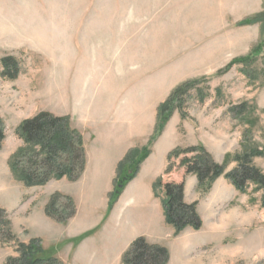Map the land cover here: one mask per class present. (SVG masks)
I'll return each instance as SVG.
<instances>
[{
  "label": "rangeland",
  "instance_id": "obj_1",
  "mask_svg": "<svg viewBox=\"0 0 264 264\" xmlns=\"http://www.w3.org/2000/svg\"><path fill=\"white\" fill-rule=\"evenodd\" d=\"M188 1L0 0V117L5 123L6 134L3 149L0 152V208L7 212L17 242L29 244L31 241L24 243L25 186L17 182L12 175L9 159L23 146V142L16 132L22 121L30 119L40 112L49 111L52 114L56 109L63 106L64 87L57 86L54 88L53 74V70L55 72L60 71L61 75L64 76V73L68 71L67 68L53 69L55 60L53 39L58 34V30L74 29L76 24L77 28L84 29V31L98 28L110 30H117L122 27H125L126 30L152 28L150 33H155V36L114 37V40L124 39V46L115 43L109 48L113 54V59L110 61L111 69H105L98 75L104 80L109 79L105 85L101 84L106 94L109 95L114 93L130 94L133 91L129 82L137 78L141 80L139 93L143 102L145 101L142 110L147 111V115L142 117L143 123L140 134L143 136L148 134L144 129L145 122L146 124L152 123V118L148 112H150L155 101L157 102L168 95L166 102L178 87L188 82L199 81L198 85L181 97L180 109L174 111L166 124L167 126L171 123V128L176 126L179 129L178 124L187 128L186 144L184 147L177 148L185 150L190 147L203 146L218 164H223L226 155L234 156L243 153V145L247 148H264V75L262 74L264 47L262 53L257 55L255 61L250 65L254 79L245 76L242 72L244 68L242 65H236L229 72L220 75V72L224 71L234 59L249 56L262 42L264 46L262 27V31H260L258 25H253L252 27L255 28H248V32L237 40L250 36L248 40H252V52L249 50L248 42L241 46L238 43L235 53H229L222 57L221 64L224 66L213 77L204 75L212 71V67H210L203 74H196L191 78H182V80L174 78V80H179H177L178 83L169 82L161 85L149 83L148 78L154 77L157 73L156 66L179 54V51L186 47L185 40L180 37L163 38L157 36L161 30H157L156 27L160 21L157 22L156 20L164 17L182 18V16H186L187 13L183 8L184 5H188ZM225 1L231 21L234 18L236 20L242 18L249 13L244 11L249 0ZM225 1L220 2L223 10L225 8L223 4L226 5ZM251 8L253 15L250 19L264 11V7L259 9L258 2L253 3ZM84 14H87L86 18ZM86 38L89 39V37ZM165 40L169 41L165 43ZM149 46H154L155 52H149ZM64 49L66 55L70 56L71 47ZM94 50L95 47L92 44L88 45L86 48L88 59ZM6 56H13L19 62L20 75L15 81L1 77L3 70L1 60ZM112 65H115V70ZM114 71L117 73V83L112 82ZM73 72L79 73L78 75L82 77L85 73L89 75L92 74L91 72L94 73L95 70L85 67L75 68ZM72 79L77 81L75 76ZM58 87H60V91H58ZM171 88L172 91L169 92ZM242 103H248L250 106L246 116H235L230 113L231 107ZM175 106L179 107L178 105ZM182 112L185 118L182 117ZM187 121L192 122L189 123L192 124V128L184 124ZM159 122L158 118L155 134L152 135L149 144L156 141L163 132L158 133L157 131ZM248 122L255 123L254 127H249ZM71 127L75 129L72 123ZM202 130L204 135L199 138L198 133ZM245 135H248L251 140L244 141ZM200 141H204L209 149L215 152L220 161L214 158L208 148L202 145ZM193 157L192 154L183 155L180 159L172 161L173 171L171 173L182 172L185 174L182 175V180L175 181L172 176L167 178L170 185L178 186L184 183L185 201L188 204L197 203V210L202 219L203 227L197 232L187 229L179 237H174L173 228L167 226L173 231L172 237L167 239L168 246H166L170 253L171 264H264L262 192L255 193V187L251 185L247 194H241L230 181L221 177L213 184L211 190L205 193L200 190L197 177L188 175L186 167L181 166V160ZM255 162L257 163L256 167H264V158H256ZM236 166L237 164L231 161L226 172L234 170ZM262 172L264 171L262 170ZM91 189L93 190L94 187H83L82 183L71 187L70 193L78 202L81 217L88 214L87 211L90 207L101 206V197L89 194ZM84 190L87 195H84ZM48 191H51L50 187L45 189L46 193ZM59 195L61 196L59 206L67 209L66 216H68L72 209V207L70 208V198L63 194ZM251 198L255 199L254 203L250 202ZM70 200L76 208L74 201ZM48 217L60 223L58 220ZM74 217L66 223L60 224H67ZM91 220L92 217L87 221ZM39 241L41 242V240ZM17 242L6 243L0 239V264H6L8 258L19 256ZM41 246L43 249L45 248L42 242ZM44 250L46 257L60 261L56 257L54 249L45 248ZM60 262L64 264L62 261Z\"/></svg>",
  "mask_w": 264,
  "mask_h": 264
},
{
  "label": "crops",
  "instance_id": "obj_2",
  "mask_svg": "<svg viewBox=\"0 0 264 264\" xmlns=\"http://www.w3.org/2000/svg\"><path fill=\"white\" fill-rule=\"evenodd\" d=\"M221 1L189 0L188 5L183 8L186 16L156 20L160 21L156 28L161 30L157 36L180 37L185 40L186 47L180 50L179 54L156 66V75L148 78L150 84L178 83L179 80L174 78H191L196 74H203L210 67L212 71L204 75L213 77L224 66L221 64L222 57L235 53L238 43L241 46L248 42L252 52L253 43L248 40L250 36L237 40L248 32V28L255 27L239 24L250 20L253 15V3L258 2L261 9L264 7V0H249L244 10L249 13L232 21L227 2L224 0L226 5L223 4V10ZM216 4L218 5L214 6ZM86 16L87 14H84L85 18ZM255 25H258L260 31L264 30L263 22ZM162 26L163 28H160ZM58 31L53 39V69L67 68L68 71L62 76L60 71L53 70L54 88L64 87V101L62 108L56 109L52 114L57 117H69L73 127L82 134L86 150V169L80 181L76 183L64 178L52 181L44 187L24 188V243L34 239L41 240L45 248L54 249L56 257L64 264H123L125 253L138 238H146L153 245L168 246L167 239L172 237L174 230L171 231L167 227L162 200L155 195L154 186L159 179H163L164 184H169L167 177L172 176L175 181H179L182 175H185L177 171L167 175V169L171 152L186 144L187 128L180 124L179 129L176 126L171 128L170 123L159 138L149 144L158 124L159 106L165 102L168 95L153 103L148 112L152 123L145 122L144 129L148 134L143 136L140 134L142 117L147 115V111L142 110L145 101L143 102L139 93L141 80L137 78L129 82L133 91L130 94L109 95L101 86L109 80L98 76L103 70L111 69L113 54L109 48L115 43L121 46L125 43L124 39L114 40V37L155 36V33H150L152 28H98L84 31L77 28L76 24L74 29ZM168 41L165 40V43ZM90 44L95 50L88 59L86 48ZM66 47H71L73 55H66ZM154 49V46H149L148 51L153 53ZM81 61L83 63H80ZM85 67H90L95 72L90 75L85 73L82 77L73 72L75 68ZM112 68L115 70V65H112ZM113 75L112 82L117 83L116 71ZM73 76L77 81L72 79ZM171 91L172 88L169 92ZM189 123L192 122L187 121L184 124L192 128ZM203 133L202 130L198 137L201 138ZM200 143L219 160L204 141ZM142 148H149V157L141 164L137 176L125 187L118 201L110 207L120 163L130 151ZM255 161L256 159V165ZM257 167L264 171V167ZM81 183L83 187L93 186L94 189H91L89 194L101 197V206L90 207L84 217H81L76 198L70 193L72 185ZM47 187H50L51 191L46 193ZM83 192L87 195L85 190ZM56 193L63 194L75 203L76 215L67 224H60L47 216V206ZM90 217L92 220L87 221Z\"/></svg>",
  "mask_w": 264,
  "mask_h": 264
},
{
  "label": "trees",
  "instance_id": "obj_3",
  "mask_svg": "<svg viewBox=\"0 0 264 264\" xmlns=\"http://www.w3.org/2000/svg\"><path fill=\"white\" fill-rule=\"evenodd\" d=\"M264 22V11L256 17L242 22L240 25H255ZM263 43L258 45L253 52L246 57L234 59L221 74L229 72L234 66H244L242 72L248 78H253L250 65L256 56L263 51ZM4 79L15 81L20 75L19 62L13 56H6L1 60ZM264 75V69L262 70ZM254 79V78H253ZM199 81H192L178 87L171 97L160 106L158 112V133H161L176 109H180L181 97L190 89L198 85ZM218 94L219 91H218ZM175 105H180L176 107ZM250 108L248 103H242L230 108V113L235 116L247 115ZM182 117L185 115L182 112ZM249 127L255 123L248 122ZM18 137L23 142L9 159V168L15 180L27 188L44 187L53 180L67 178L71 182L78 181L86 167V152L82 135L71 127L69 117H57L49 112H40L36 116L26 119L16 129ZM247 134V133H246ZM244 141L251 138L245 135ZM6 139L5 123L0 117V152ZM150 150H132L120 163L118 168V179L114 193L111 196L110 207H112L122 195L125 187L137 176L141 164L149 157ZM192 154L193 158L181 160V166L186 167L188 175L197 177L200 190L209 192L213 184L225 177L241 194H247L251 185L255 187V193L262 192V207L264 208V172L255 166L254 159L264 158V148H247L243 145V153L226 155L223 164L214 161L203 146L190 147L185 150L177 148L169 155V167L167 174L173 171L172 161L180 159L183 155ZM233 161L236 168L226 172V168ZM184 183L180 185L164 184L159 179L155 186V195L162 199L165 222L174 229V237H179L187 229L200 231L203 227L202 219L197 210V203L188 204L185 201ZM61 196L55 194L46 212L48 216L66 223L76 214L73 202L70 213L67 209L60 207ZM251 203L255 199H250ZM66 216V217H65ZM0 239L6 243H16L17 238L12 232L11 222L7 212L0 208ZM17 252L19 256L8 258L6 264H62L59 260L46 257V251L42 248L39 240H32L29 244L19 243ZM170 261L169 250L160 245L150 244L146 238H138L133 242L130 249L123 257V264H168Z\"/></svg>",
  "mask_w": 264,
  "mask_h": 264
}]
</instances>
